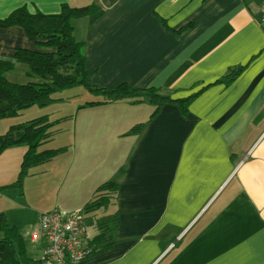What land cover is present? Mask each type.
Wrapping results in <instances>:
<instances>
[{"label": "crops", "instance_id": "crops-1", "mask_svg": "<svg viewBox=\"0 0 264 264\" xmlns=\"http://www.w3.org/2000/svg\"><path fill=\"white\" fill-rule=\"evenodd\" d=\"M262 2L0 0V20L23 7L55 15L64 4L97 3L104 11L97 21L90 25L84 18L72 26L75 41L83 44L88 80L98 89L125 84L172 99L202 90L187 117L174 106L151 120L147 104L78 107L71 123L81 146L66 172L69 188L86 181L92 193L112 179L119 188L108 208L84 215L93 237L95 220H116L112 246L81 264H264ZM18 49L36 48L21 28L0 29V61L12 62ZM238 68L244 71L232 84L215 85ZM137 125L143 126L130 133ZM103 134L110 145L97 140ZM111 148L119 164L106 171ZM24 152L13 148L0 155V188L15 181ZM64 157L46 168L60 163L55 177L64 170ZM38 177L28 179L27 188L49 185ZM18 194L0 191V215L19 229L10 217L25 210ZM82 210L65 211L83 215ZM46 212L34 215L36 225ZM24 241L34 252L28 235Z\"/></svg>", "mask_w": 264, "mask_h": 264}, {"label": "trees", "instance_id": "trees-1", "mask_svg": "<svg viewBox=\"0 0 264 264\" xmlns=\"http://www.w3.org/2000/svg\"><path fill=\"white\" fill-rule=\"evenodd\" d=\"M103 14V9L97 3L81 8H71L64 4L55 15H43L38 12L31 14L23 7L0 20V29L21 28L36 48L35 51L18 49L12 62L0 61V120L16 117L30 108L45 109L60 101L54 97L59 92L77 87L97 98L100 97L98 101L87 103L81 109L125 102L129 106L149 105L152 108L150 120L166 106L176 107L182 117H187L189 106L202 90L186 98L172 99L157 89L139 90L122 84L111 90H103L90 84L85 68L83 44L75 41L72 22L87 18L91 25ZM161 22L165 24L164 21ZM16 65L27 68L25 76L32 80L31 82L17 85L7 81L6 75L11 73ZM243 71L244 68L235 69L215 85H230ZM57 123L59 121L52 123L46 117H41L13 126L0 136V155L13 148L25 149L15 181L0 188V191H21L23 182L30 176L31 170L48 164L61 155L62 149L39 151L42 145L50 141ZM142 126H135L130 133L137 132ZM118 190L117 184H107L97 192L96 200L83 208L81 213L86 216L98 209L108 208ZM95 223L97 234L89 242V256L102 253L112 246L111 235L116 220L103 224H98L95 220ZM28 253L19 229L10 225L4 215H0V264H43L41 260L30 258Z\"/></svg>", "mask_w": 264, "mask_h": 264}, {"label": "rangeland", "instance_id": "rangeland-1", "mask_svg": "<svg viewBox=\"0 0 264 264\" xmlns=\"http://www.w3.org/2000/svg\"><path fill=\"white\" fill-rule=\"evenodd\" d=\"M20 69L12 71L10 75L6 76L8 82L17 84V85H25L32 80L27 78L23 72L26 71L27 68L23 65H18ZM56 99L60 101L51 104L49 107L45 109L38 108H30L20 112L16 117L6 118L0 120V136L4 135L11 127L25 124L35 119H39L41 117H46L49 122L57 123L53 129L54 134L51 137L50 141L39 148L40 152L50 151V150H59L62 149L61 156H65L62 161H66L64 165V170L58 174V177H55L56 170L55 168L60 164L57 161L53 163L50 169H46L47 166L53 162L51 161L48 164L39 166L31 170L30 176H28L24 182L21 191L19 192L20 202L24 203L23 207L24 211H14L10 214V217L13 219H17L19 221V229L20 234L23 236L25 240H27V235L33 232L36 229V222L34 221V215L37 216V213L44 211H52L54 209H58L60 212L71 215L65 210H69L72 207L80 206L82 209L88 207L90 203L96 200L97 192L100 189H103L107 184H116L115 180H106L103 185H99L95 188L92 193H89L88 183L84 181L80 185H74L69 188L70 184L67 181V169L69 164L71 163V159L73 155L78 154V146H81L79 141V137H75L74 133V125L71 123L72 117H74L76 111H78V107H83L87 103H92L98 101L100 99L87 93L81 87L68 89L62 92H59L54 96ZM150 108V106L148 105ZM87 108V107H85ZM83 108V109H85ZM94 108V107H89ZM75 126H78L75 125ZM97 140L101 141V145L109 144L110 138L105 136L104 134L98 138ZM93 139L94 142L97 141ZM25 150V149H24ZM92 152L95 149H91ZM112 154L111 157L109 155L105 159L104 165L107 169L116 166L119 164V159L115 156V151L113 148L110 149ZM68 154V155H66ZM57 169V168H56ZM47 170V172H46ZM51 170V172H50ZM122 172V169L117 170L116 177L119 176ZM108 174V172H107ZM39 176V179L50 180L48 182V186L43 187L42 189H36L32 186L27 188V180ZM55 178L57 181L55 182ZM63 179V182L61 180ZM47 182V181H46ZM55 182V183H54ZM54 183V184H50ZM63 185L62 184H65ZM26 186V187H25ZM58 187V188H57ZM10 191V190H9ZM109 213H112V207H109ZM77 213H73L72 215H76ZM88 219L84 220V223L87 224ZM26 235V236H25ZM29 257L35 260H39L41 257L39 248L34 252H30Z\"/></svg>", "mask_w": 264, "mask_h": 264}, {"label": "built area", "instance_id": "built-area-1", "mask_svg": "<svg viewBox=\"0 0 264 264\" xmlns=\"http://www.w3.org/2000/svg\"><path fill=\"white\" fill-rule=\"evenodd\" d=\"M84 220L82 214L67 215L58 209L39 214L36 229L28 235L31 251L39 248L43 264H81L90 254L93 238Z\"/></svg>", "mask_w": 264, "mask_h": 264}]
</instances>
